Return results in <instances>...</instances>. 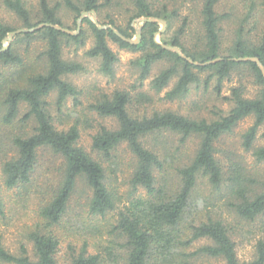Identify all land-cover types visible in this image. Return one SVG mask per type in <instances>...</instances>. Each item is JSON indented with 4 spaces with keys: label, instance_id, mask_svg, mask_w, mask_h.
<instances>
[{
    "label": "trees",
    "instance_id": "16d2710c",
    "mask_svg": "<svg viewBox=\"0 0 264 264\" xmlns=\"http://www.w3.org/2000/svg\"><path fill=\"white\" fill-rule=\"evenodd\" d=\"M27 1L29 0H0V7L13 13L22 22V27L27 29L40 24L65 28L58 15L61 9H68L76 15V19H80L84 12H95L101 16L105 4H110L108 0L105 4L100 3V0H80L78 3L74 0H40L39 14L36 15L38 20L34 22V11L32 7L29 8ZM129 1L135 13L125 29L117 26L110 17L109 22H100L111 28L100 29L86 17L82 23L87 27H82L77 34H68L52 26L19 34L15 42L21 39L27 42L28 47L37 38L44 43L38 57V61L42 59L43 62H39L37 66H28L21 56L14 53L13 46L3 50V41L18 28L0 22V91L4 92L5 106L3 121L7 125L13 124L20 106L26 104L28 111L23 122L35 120L36 124L33 132H24L13 138L12 146L16 154L3 163L4 183L8 189L27 187L36 170L38 151L42 148H49L61 155L66 163L59 190L52 199L41 204L38 220L29 231L32 252L24 244L17 252H12L0 240V263L61 264L57 259L61 240L55 229L62 224L78 180L83 178L92 190L88 202L91 215L105 217L118 210L115 222L109 224L112 227L111 235L115 236L112 240H107L106 247L100 246L103 248L101 252L96 253H89L88 241H83L79 248L75 243H70L68 264H201L199 260L202 257L221 259L225 264H264V239L257 241L252 260L241 261L232 238V230L222 219L209 216L202 220L197 216L187 222L191 208L195 207L193 195L199 178H207L215 188L224 181V172L216 157L215 143L223 135L231 133L247 117H253L254 123L242 137L245 150H252L260 129H263L261 137L264 138V74L254 61L235 60L255 57L264 65V29L255 43L246 40L244 28L249 19L244 17L242 26L236 32L234 45L229 54L224 55L219 25L227 15H219L217 12L220 0H195L202 5L203 36L197 48L191 49L186 44L190 24L188 16L181 19V26L173 36L167 37L164 32L161 43L156 37L160 30L159 23L146 21L142 26L139 43H130L126 39L133 38L135 30L132 23L137 19L160 18L171 29L173 19H178L179 14L178 11L169 12L167 3L160 11H156L151 0ZM90 39L92 46L84 52V56L98 60L99 72L108 77L115 75L120 61L109 41L116 43L122 50L140 53L132 63L138 69V80L142 87L154 68L167 62L168 66L157 73L151 84L152 89L160 93L174 78H178L174 87L165 95L169 101L183 98L193 85L199 86L203 73L206 74L205 87L209 88L210 83L216 80L215 91L221 96L224 82L239 67H244L250 73L259 91L255 98H247L243 85L232 88L230 96L224 97V100L233 104L232 108L227 113L220 109L216 113L217 118L212 120L189 117L169 110L132 114L130 107L134 100L128 91L116 90L112 94L101 91L90 109L102 118L114 120L117 127L100 126L93 135L92 150L99 155L100 160L79 145L81 133L77 124L67 130H59L55 126L49 109L51 105L47 100L51 93L57 92L55 105L59 112L70 97L74 99L75 106L80 104L79 96L82 91L66 78L85 72L86 66L76 59L65 58L64 51L68 44L84 48ZM163 44L180 48L198 65L182 58L177 52L164 48ZM28 50L27 54H30ZM208 62L213 63L203 65ZM8 66L18 68L12 79L4 76L1 68ZM137 101L140 104L151 102L143 92L138 94ZM165 132L180 135L182 145L192 136L200 138L195 156L177 167L180 183L176 189L156 187L155 173L163 170L165 164L174 163L173 160L177 158L164 146L146 145L148 137ZM123 144L127 145L137 161L131 185L135 190L138 187L144 188L148 197L135 198L129 205L119 208L117 196L107 186L103 161L110 160ZM253 155L257 162H264V145L255 149ZM235 179L231 181L240 188L234 191L237 201L233 206L237 214L250 222L264 218V188L261 191L249 189L242 186V181ZM3 209L4 201L0 193V215H4ZM97 228L99 227L94 229ZM202 240L208 244L202 245L195 252L187 251L194 243Z\"/></svg>",
    "mask_w": 264,
    "mask_h": 264
},
{
    "label": "rangeland",
    "instance_id": "374dc122",
    "mask_svg": "<svg viewBox=\"0 0 264 264\" xmlns=\"http://www.w3.org/2000/svg\"><path fill=\"white\" fill-rule=\"evenodd\" d=\"M40 0H29V8L33 9V21L39 10ZM80 0H74L78 3ZM110 4H105L106 0H100L105 4L101 16L95 13L91 19H97L101 22H109L108 17L112 18L117 26L126 28L131 16L135 13L134 7L129 0H108ZM155 10L160 11L163 5L168 7L169 12L178 11L179 18L172 21L171 29L165 20H159L160 30L156 34L157 41L161 43L162 34L165 32L167 37L174 35L181 19L189 17V28L186 44L191 49L200 45V39L203 36L201 27V3L195 0H151ZM219 15H227L222 18L219 25L222 36V53L229 54L230 48L234 45L236 32L242 26L244 17L249 19L244 28L246 40L252 43L259 40L264 29V0H220L217 6ZM39 14V13H38ZM65 26V29L72 33H79L82 27L87 25L81 23L78 26V20L75 14L68 9H61L58 14ZM39 17V16H38ZM144 18L137 19L132 23L135 32L131 40L138 41L137 35L142 32ZM101 21V22H100ZM0 22L16 27H22V22L16 19L15 15L5 8L0 7ZM167 30V31H166ZM15 36L12 41L3 43V46H13L14 53L21 56L28 66H37L42 59L38 61L40 51L44 43L39 40L32 41L30 47L27 42L18 40L15 42ZM111 48L119 56V63L113 77H108L99 72V62L84 56V52L92 46V40H88L84 48H77L71 45H65L64 57L81 61L86 66V71L76 75L67 76L66 80L82 91L79 96L80 104L75 106L73 98H68L63 109L59 112L55 102L57 92L51 93L47 98L50 103V112L54 117L55 126L59 130H67L74 124L78 125L81 133L79 145L83 147L93 157L100 159L99 155L92 150V137L96 134L100 126L116 128L117 123L108 118L100 117L95 111L90 109V105L99 96L101 91L112 94L116 90L128 91L133 97L134 103L130 107L132 114L142 115L151 114L154 110L173 111L181 115L194 117L198 119L212 120L216 119V113L221 109L227 113L233 104L224 97L230 96L234 87L243 85L246 89L247 98H255L259 87L255 84L253 77L245 70L239 67L232 73L229 80L223 84L221 96L215 91L216 80L210 83L209 88L205 87L204 80L206 74H202V83L193 85L190 92L183 98L174 101L166 100V93L171 90L178 78H174L170 85L160 93L152 89V79L163 68L168 66L167 62L158 64L151 73V76L144 81L143 87L138 80V69L133 65V60L140 56V53L122 50L118 45L109 41ZM27 49L29 53L27 54ZM77 50V51H76ZM4 76L12 79V75L18 72L16 67H1ZM143 92L149 98L145 104L137 101L138 94ZM4 92L0 91V189L4 201V215H0V240L12 252H17L22 244L32 252L33 244L29 240V231L38 220V212L41 204L52 199L59 190L63 180L66 168L65 159L49 148H42L38 151L37 166L33 173L30 184L23 188L8 189L4 183L2 172L3 163L15 156L16 151L12 146V140L15 136L24 132L31 133L35 128V120L23 122V117L28 111L26 104L20 106L18 117L11 125L3 121L5 106L3 105ZM254 118L247 117L241 121L231 133L223 135L216 143V157L221 163L224 172V181L218 188L213 187L207 178L200 177L196 186L193 203L195 207L191 208V213L187 216V222H191L195 217L206 220L207 217L222 219L224 223L232 230V238L236 243L237 254L241 261H250L255 256V246L259 239H264V218H258L254 222L242 219L236 212L233 203L237 201L236 192L239 190L232 179L242 181V186L261 191L264 188V162H257L253 152L264 145V138L261 137L263 129H260L258 137L252 150H245L242 146V137L244 133L253 125ZM181 136L165 132L152 135L147 138V146L157 144L159 147L170 149L174 155V163L165 164L163 170H157L156 187H165L167 189H176L179 186L180 178L177 167L189 162L195 156L200 144L198 136L190 137L185 144H181ZM146 141V140H145ZM172 159V158H171ZM103 160V157H102ZM170 161V160H169ZM136 158L129 150L126 144L121 145L112 155L110 160L104 159L103 166L106 171V183L108 188L117 196V206L122 208L129 205L135 198H147V192L144 188L138 187L135 190L131 185V178L136 168ZM173 164V165H172ZM240 166V168H239ZM239 168V169H238ZM92 196V190L85 182V179L78 180L76 189L70 199L66 216L60 226L56 227L61 244L57 259L61 264H68L70 260L69 244L75 243L79 248L83 241L89 242V253L101 252L102 247H106L107 240H112L115 235H111L112 227L110 223L115 222L118 210L108 213L105 217L93 216L89 213L88 202ZM99 227L96 229V227ZM102 239V240H101ZM208 244L202 240L193 244L188 252H195L202 245ZM201 264H225L221 259H209L202 257L199 260ZM4 264V263H0Z\"/></svg>",
    "mask_w": 264,
    "mask_h": 264
},
{
    "label": "water",
    "instance_id": "95a60500",
    "mask_svg": "<svg viewBox=\"0 0 264 264\" xmlns=\"http://www.w3.org/2000/svg\"><path fill=\"white\" fill-rule=\"evenodd\" d=\"M92 15H95V12H92V13L84 12V13L81 15L80 19L78 20V26L80 27V25H81V23H82V21H83L84 18L88 17V18L91 19V16H92ZM91 20H92V19H91ZM92 21H93V22H94V23H95L100 29H108V28H111V26L100 25L97 19H94V20H92ZM146 21H150V22H159V20H157L156 18H152V19H149V20H147V19L144 18L143 22H146ZM45 26H52V27H54V28H56V29H58V30H61V31L65 32V33H68V34H75V33H72L70 30L65 29V28H62V27L57 26V25L40 24L39 26L34 27V28H32V29H19V30H16V31L10 33V34L8 35V37L3 41V43H6V42H8V41H12L13 38H14L16 35H18V34H24V33L33 32V31H35V30H39V29H41V28H43V27H45ZM116 32H117V31H116ZM117 34L120 35L118 32H117ZM137 37H138V41H133V40H131V39H126L125 37H123V38L126 39L127 41H129L130 43H139V41H140V39H141V33H139V34L137 35ZM163 47L166 48V49H169V50H171V51L177 52L182 58H184V59H186V60L192 62V63L195 64V65H198L197 62H193L189 57H187V56L182 52V50H181L180 48H178V47H173V46H167V45H164V44H163ZM7 49H8V47L3 46V50H7ZM235 60H236V61H239V62L254 61V62L258 63L260 69L262 70V72H263V74H264V65L260 62V60H259L258 58L250 57V58L235 59ZM214 62H215V61H214ZM211 63H213V62L204 63L203 65L206 66V65L211 64Z\"/></svg>",
    "mask_w": 264,
    "mask_h": 264
}]
</instances>
